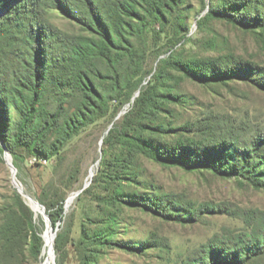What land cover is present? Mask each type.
Returning a JSON list of instances; mask_svg holds the SVG:
<instances>
[{
    "label": "rangeland",
    "instance_id": "rangeland-1",
    "mask_svg": "<svg viewBox=\"0 0 264 264\" xmlns=\"http://www.w3.org/2000/svg\"><path fill=\"white\" fill-rule=\"evenodd\" d=\"M210 5L182 0L159 19L147 17L131 37L139 64L132 77L142 79L131 99L112 100L109 113L56 156L35 157L18 146L10 152L0 142V264H209L211 248L230 242L239 250L264 228V188L209 169L158 163L130 144L134 138L161 151L180 140L242 147L264 135V33L209 18ZM47 18L65 33L85 35L59 10ZM194 60L218 62L220 72L237 75L201 83L183 67ZM143 94L153 106L135 107ZM157 195L184 219L154 209L149 200ZM52 203L62 208L54 226L46 209ZM32 233L42 242L37 256ZM60 233L68 237L61 254L54 245ZM217 262L211 264H233ZM245 264H264V255Z\"/></svg>",
    "mask_w": 264,
    "mask_h": 264
},
{
    "label": "trees",
    "instance_id": "trees-1",
    "mask_svg": "<svg viewBox=\"0 0 264 264\" xmlns=\"http://www.w3.org/2000/svg\"><path fill=\"white\" fill-rule=\"evenodd\" d=\"M180 1L0 0V142L6 151L18 146L35 157L56 156L69 139L109 113L112 100L126 96L130 100L142 82L139 73L132 77V69L139 64L131 37H137L147 17L159 19ZM210 4L209 18L264 33V0H220L216 6L210 0ZM50 10H59L85 35L61 31L47 18ZM218 66L212 60H194L183 67L204 84L237 75L232 70L220 72ZM145 105L153 106L143 94L135 100V107ZM130 144L158 163L187 171L209 169L264 188V135L242 147L233 142L204 146L180 140L174 148L161 151L134 138ZM149 202L156 210L163 208L165 216L184 219L169 213L166 196H153ZM56 204H46L52 226L61 217L60 206L53 210ZM23 215L30 224V216ZM67 241V235L57 234V253H64ZM241 245L239 250L230 242L223 244L224 249L211 248L205 254L208 263L245 264L264 255V228L247 236ZM41 247V238L32 233L35 256Z\"/></svg>",
    "mask_w": 264,
    "mask_h": 264
},
{
    "label": "bare ground",
    "instance_id": "bare-ground-1",
    "mask_svg": "<svg viewBox=\"0 0 264 264\" xmlns=\"http://www.w3.org/2000/svg\"><path fill=\"white\" fill-rule=\"evenodd\" d=\"M24 198H26L28 204L31 206L32 210H33L36 214H37V213H38V214L41 213V211H40V212H37V207H38V206L36 207V205L31 201V199H30L28 196H25ZM73 199H74V196L69 198V200H68V206L72 203ZM38 208H39V207H38ZM50 234H51V233H50ZM45 236H47V235H44V244H45ZM51 236H52V234H51ZM47 264H51V259H49V261H48Z\"/></svg>",
    "mask_w": 264,
    "mask_h": 264
},
{
    "label": "built area",
    "instance_id": "built-area-1",
    "mask_svg": "<svg viewBox=\"0 0 264 264\" xmlns=\"http://www.w3.org/2000/svg\"><path fill=\"white\" fill-rule=\"evenodd\" d=\"M5 155L7 157L8 153L5 152ZM34 161H36V160H34ZM8 163L11 165L9 169H10L11 175H12V177L14 179L15 178V168L13 167V165L10 162H8Z\"/></svg>",
    "mask_w": 264,
    "mask_h": 264
},
{
    "label": "water",
    "instance_id": "water-1",
    "mask_svg": "<svg viewBox=\"0 0 264 264\" xmlns=\"http://www.w3.org/2000/svg\"><path fill=\"white\" fill-rule=\"evenodd\" d=\"M4 155H5V152H4ZM7 164H8V166H9V168H10L11 165H10L8 162H7ZM12 178H13V177H12Z\"/></svg>",
    "mask_w": 264,
    "mask_h": 264
}]
</instances>
